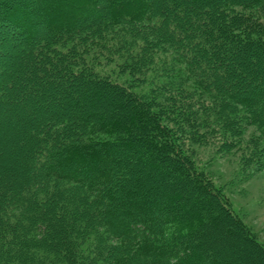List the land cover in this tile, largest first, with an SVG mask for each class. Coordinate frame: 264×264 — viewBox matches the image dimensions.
<instances>
[{"label":"trees","instance_id":"trees-1","mask_svg":"<svg viewBox=\"0 0 264 264\" xmlns=\"http://www.w3.org/2000/svg\"><path fill=\"white\" fill-rule=\"evenodd\" d=\"M178 3L0 0L7 37L31 41L17 56L65 83L78 108L30 124L26 178L0 176V264H264V245L184 151L248 125L264 140V61L251 60L257 73L243 61L264 57V0ZM139 26L170 51H148ZM102 52L117 54L133 82L98 75L81 56ZM74 81L109 105L78 101ZM7 92L2 108L15 104Z\"/></svg>","mask_w":264,"mask_h":264},{"label":"rangeland","instance_id":"rangeland-1","mask_svg":"<svg viewBox=\"0 0 264 264\" xmlns=\"http://www.w3.org/2000/svg\"><path fill=\"white\" fill-rule=\"evenodd\" d=\"M150 1H152L155 10L159 7L176 10L177 4H179V0H143V5H147ZM198 1L201 0H196V2ZM233 5L235 11L239 10L248 15L251 13L253 16L257 14L252 8L247 9L237 4ZM138 29L141 31L145 29L142 40H146L147 46L150 47L151 50L148 51H170L160 42V34H157L151 26H139ZM15 42L7 37L6 32L0 26V90L8 91L7 95H2V98H9L15 102L14 105L11 104L7 108L0 107V176L7 183H14L18 180L21 181L23 177L26 178L24 162L28 158L27 148L31 143L29 134L31 132L28 129L30 124L42 126L47 123L48 116V119H52L55 116L60 117L61 112L64 113L65 110L76 112L78 109L72 99L69 100L68 90L66 87L64 88L65 83H56L46 76L38 78L36 71L31 72L27 69V61L24 62L21 57L17 56V49L29 46L31 41ZM238 51L241 49L239 48ZM81 56L85 57H83V61L89 62L90 60V69L98 75L123 83H132L134 80L129 76V72L121 67L122 63L117 54L102 52L90 53L87 56L82 54ZM238 56V53L235 52L229 62L236 64ZM252 59L259 62L264 61V57L249 54V58L243 60L250 69L253 68L254 73H257L258 68L251 63ZM153 63L154 66H157L156 62L153 61ZM260 71L262 70L260 69ZM5 73H8L7 77ZM142 80L151 79L144 77ZM74 82L80 88L78 101L82 102L85 98L95 97L94 102L97 108L99 104L109 105L105 96L87 93L84 90V85ZM9 84L12 87L5 89V86ZM62 101L65 103L64 108L59 107L60 109L56 110L55 107L59 106ZM50 112L51 114H48ZM258 134L259 131L252 125L240 130V133L237 134L239 141L235 139L237 135L229 136L227 133L222 140L221 132H217V134L211 132L207 140L195 143L186 141L184 151L189 152L194 166L218 188L233 212L248 227L258 242L264 245V140ZM125 155H127L125 152H118V157L121 159L126 158ZM128 161L131 163L132 159ZM137 175L138 172H135L134 176ZM128 176L129 174H124L123 180L126 181ZM149 178L148 185H154V177L150 175ZM168 181L169 179H167ZM221 248L224 249V247Z\"/></svg>","mask_w":264,"mask_h":264}]
</instances>
